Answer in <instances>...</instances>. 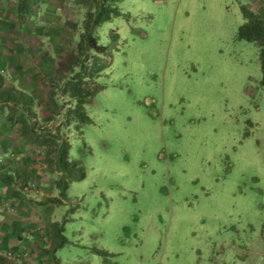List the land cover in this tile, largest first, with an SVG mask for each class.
I'll return each mask as SVG.
<instances>
[{
    "label": "rangeland",
    "instance_id": "obj_1",
    "mask_svg": "<svg viewBox=\"0 0 264 264\" xmlns=\"http://www.w3.org/2000/svg\"><path fill=\"white\" fill-rule=\"evenodd\" d=\"M45 1L32 21L45 22V101L25 95L29 121L59 128L85 169L54 206L61 264H264V88L255 44L236 37L242 8L264 0H122L95 30L119 41L80 135L57 74L89 0Z\"/></svg>",
    "mask_w": 264,
    "mask_h": 264
},
{
    "label": "crops",
    "instance_id": "obj_2",
    "mask_svg": "<svg viewBox=\"0 0 264 264\" xmlns=\"http://www.w3.org/2000/svg\"><path fill=\"white\" fill-rule=\"evenodd\" d=\"M28 2L29 18L18 14V0H0V73L10 75L2 74L8 87L37 105L45 101V91L38 89L39 78L47 75L40 70L45 22L32 23L36 7L34 0ZM41 2L38 6L47 8ZM23 107L0 102V208L9 207L0 210V264H49L43 251L50 247L52 224L60 222L52 201L58 198L55 173L47 151L21 134ZM45 107L39 109L45 113Z\"/></svg>",
    "mask_w": 264,
    "mask_h": 264
},
{
    "label": "trees",
    "instance_id": "obj_3",
    "mask_svg": "<svg viewBox=\"0 0 264 264\" xmlns=\"http://www.w3.org/2000/svg\"><path fill=\"white\" fill-rule=\"evenodd\" d=\"M29 0H18L17 12L19 15L32 16ZM122 0H89L90 6L84 16L81 25V32L78 36L74 52L68 57L67 63L62 70L58 72L59 92L62 97L69 100L67 109L64 111L66 126L74 125L78 134L80 129L91 124L87 116L85 106L103 90V87L97 82L102 73L109 68V55L112 49L118 46L119 36L116 31L109 33V46L98 44L95 36V30L101 24L110 21L112 18L120 16L117 5ZM244 23L239 27L236 35L240 41L254 43L258 51V59L261 71L260 85L264 88V3L256 10L249 7L242 8ZM57 77V79H58ZM48 78V77H47ZM52 80V79H51ZM54 85V83H51ZM49 101L53 108L58 103L55 95H49ZM0 102L11 103L16 106L22 104L23 110H26L25 118L20 122L21 134L27 142L35 144L47 151L51 156L50 166L55 173L53 187L58 192V198L53 199V204H62L66 199V191L69 184L80 182L85 178V169L83 163L78 161H69V143L60 133L58 128L52 132H40L35 129L33 123H30L32 113L30 104L24 93L5 84L3 75L0 73ZM65 219L61 223H54L50 232V247L44 250L49 264H61L56 257V252L67 245L64 237ZM98 255L105 253L99 250H93ZM106 255V254H105Z\"/></svg>",
    "mask_w": 264,
    "mask_h": 264
},
{
    "label": "built area",
    "instance_id": "obj_4",
    "mask_svg": "<svg viewBox=\"0 0 264 264\" xmlns=\"http://www.w3.org/2000/svg\"><path fill=\"white\" fill-rule=\"evenodd\" d=\"M0 210H2V211H8L9 210V207L8 206H3L2 208H0Z\"/></svg>",
    "mask_w": 264,
    "mask_h": 264
}]
</instances>
